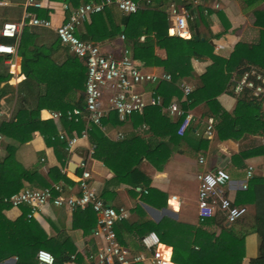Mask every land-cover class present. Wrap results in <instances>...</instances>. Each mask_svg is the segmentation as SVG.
<instances>
[{
	"label": "crops",
	"instance_id": "obj_1",
	"mask_svg": "<svg viewBox=\"0 0 264 264\" xmlns=\"http://www.w3.org/2000/svg\"><path fill=\"white\" fill-rule=\"evenodd\" d=\"M182 1L167 0L163 4L164 10L167 9L166 17L171 6L176 10L183 8ZM87 2L80 0L79 6ZM178 2L180 6L175 5ZM33 3H37L38 6L31 5ZM135 3L141 4V0ZM189 3L192 5L193 13L187 23L188 38L191 36L195 40L207 41L212 45V53L219 58L227 59L237 43L256 44L259 31L264 30L263 27L254 24L255 14H260L257 17L261 23H264V2L260 0H190ZM63 5L72 8L70 4L60 0H0V27L5 22H23V28L27 29L23 45L25 60L35 59L34 64L25 63L30 76L25 79V74L20 69L22 58L18 52L19 36L23 28L15 40L0 37L1 45L14 47V52L11 54L0 53V124L12 123L14 126L29 127L32 123L29 119L33 115L39 122L51 121L58 140L63 141L58 138L59 135L75 136L77 140L70 151L59 147L56 151L55 137L43 136L36 130L31 131L29 135L27 131L20 134L19 137L25 139L23 143L0 134V162L8 155L7 148H12V157L21 168L40 178L36 181V178H32V181L28 182L22 180L20 190L40 189L39 180L49 187L54 183L53 179L57 177L56 173L49 176V169L57 168L58 174L63 175L68 181L57 180L56 182L61 185V196L67 197L77 195L75 180L80 175L78 164L85 160L90 176L89 188L106 206L114 209L124 208L127 211V219L122 224L115 223L113 230L116 241L121 247L131 255L144 256L143 261L131 264H150V253L141 247L139 238L148 232L154 233L153 229L147 230L159 222L161 229L166 232L164 239L167 244L160 242V247L173 264L213 262V256H210L209 250L206 252L199 250L205 245H208L210 249L209 237L216 240L222 249L240 254V264H248L257 256L259 243L254 230L255 216L257 212L264 209V189L262 190L259 185L264 183V177L260 173V167L264 161V130H259L261 127L264 128V98L256 104V108L251 107V110L246 111L245 117L241 112L239 119H236L241 120L244 126L253 124V129L258 130L256 132L248 128L251 130L249 133L231 139L229 137L231 134L238 135L237 133L240 132L237 128L239 122L237 123L236 120L234 124H231V120L221 122L217 116L209 113L206 103L202 102L187 111L191 115V121L186 130L180 135L177 132V126L173 135V126L179 122L180 117L168 115L165 109L175 102L171 99L167 106L162 107V96L154 93L153 90L160 82L142 84L133 91H141L144 96L152 92L154 96L159 97V105L154 106L160 108L159 113L154 111L144 113L143 110L140 114L119 117L113 111L107 110V95H104L102 107L105 113L101 119H107L110 114L117 120L106 121L107 123L102 125L99 122V126L96 127L99 128L102 137L96 141V132L93 131L90 134L92 125L86 124L83 116L75 122L65 117L67 112L74 109L83 110L85 68L56 40L54 28L60 25L67 15L62 8ZM151 8L149 6L140 10ZM31 9L45 11L47 18L40 19L48 20L50 27L29 25V17L25 16L36 17ZM107 9L111 15L109 20L118 25L119 32H122L124 26L119 23L120 18L128 15L122 14L114 7ZM198 9L203 11L201 15L203 21L199 17ZM165 21L166 34L172 36L167 33L166 18ZM90 22L89 16L77 26L74 34L79 40L91 42L85 39ZM227 23L228 27L223 32ZM106 27L108 28V21H106ZM141 32L145 34L146 28L142 27ZM121 36L117 34L111 39L91 43L97 45L103 53L116 58L126 51L134 65L143 73L156 76L166 74L159 65V62L165 59L163 49L153 44L150 48L152 55L133 59L132 44L125 43ZM143 39L142 36L138 41L142 42ZM241 64L245 62L242 61ZM47 65L63 66L57 80L55 79L59 96L54 102L45 99V84L38 80L40 76L45 79V74L41 70ZM190 66V75L176 83L179 91L180 83L186 84L190 92L200 88L202 79L213 67L208 58H192ZM250 70L261 74L254 69ZM225 71H229L231 77L236 72L231 66L226 67ZM38 72L41 74H36ZM69 76L73 78L71 83H68ZM47 77L52 79L50 74ZM237 101L236 96L229 91H223L216 97V102L230 116V119H235L233 113L236 110ZM148 107L152 106L146 108ZM52 113H59V118H52L50 115ZM16 118H19V123ZM61 119L72 122L75 125L74 128L68 131L67 127L64 128ZM207 119L213 120V136L210 139L203 136ZM218 123L223 127L221 140L215 130ZM83 133L84 136H82ZM118 135L121 138L117 137ZM199 141L201 143H198ZM123 142H127V148ZM91 145L94 146V153L88 156V148ZM146 156L153 164L156 163V166L161 164L159 169L149 163ZM123 158H126L125 162ZM198 158L202 159V163H198ZM130 164L131 168L134 167V171L136 170L148 180L147 185L142 184L138 177L128 178L131 183H134L132 186L119 181V178H123L120 177L123 174L121 169L124 170V167ZM249 166L253 169V175L251 179L246 180L245 170ZM216 168L224 170L229 176L227 184L220 189L222 196L246 209L244 215L233 223H227L225 218L218 223L217 219H220V216L219 218L214 216L221 214L220 211L203 222L197 220L195 176ZM113 173L118 175L117 179ZM6 196V194H0V197ZM170 196H175L176 201L171 202ZM0 215L7 222L16 220L30 222L29 232L25 233L29 235L34 245L41 247V249L37 247L39 250L46 251L53 257L52 264H87V255L95 252L99 246V241L92 236L96 217L89 208L70 211L47 204L30 213L26 206L16 208L5 206L1 208ZM28 215H30L29 219H27ZM173 244L182 251L181 254L173 256L174 260H172V249L168 246ZM7 252H10L9 247L1 244L0 264H15L16 257L3 258ZM197 253L199 254L195 256Z\"/></svg>",
	"mask_w": 264,
	"mask_h": 264
},
{
	"label": "built area",
	"instance_id": "obj_2",
	"mask_svg": "<svg viewBox=\"0 0 264 264\" xmlns=\"http://www.w3.org/2000/svg\"><path fill=\"white\" fill-rule=\"evenodd\" d=\"M150 3L151 0H141V4L131 0H99L97 2L89 1L77 8H70L67 5L62 6L67 15L63 22L54 28L55 36L59 44L64 46L85 68L83 110L74 109L67 112L65 114L67 120L75 122L80 116H83L86 124L99 126V122L105 113L102 107L104 95H107V110L113 111L119 117L135 113L140 114L147 106L159 105V97L154 96L152 92L144 96L143 92H134L133 89L147 83L169 82L170 76L168 74L156 76L143 73L134 65L126 51H123L122 55L116 58L103 53L97 45L91 42L79 40L74 34L77 26L84 20L93 14L100 13L105 8L114 7L122 14L130 15L141 8L149 7ZM31 5L38 6L37 3ZM214 7L217 6L214 5ZM25 17H29V25L50 27V23L46 19L29 15ZM190 19L191 15L186 10L183 8L176 10L171 6L166 17L167 33L179 38H188L187 23ZM23 26V22H5L0 27V37L15 40ZM120 38L122 39V36ZM13 52L14 47L0 44V53L11 54ZM179 89L183 97L190 93V88L184 83L179 84ZM244 92H249L253 98L259 99L264 94V76L251 70L243 72L240 78L234 82L231 93L238 96ZM165 111L170 116L182 115V111L175 103L169 104ZM50 115L54 119L60 116L59 113ZM183 116L177 131L180 135L186 130L191 121V115L188 112ZM82 136H84V133ZM203 136L206 139L213 136L212 119L206 120ZM117 137L121 138L119 135ZM58 138L66 143V151H70L77 140L75 136L65 137L59 135ZM93 147L91 145L88 148V156L93 153ZM198 163H202L201 158H198ZM78 168L80 169V175L75 180L78 189L76 196L63 197L61 196V185L52 184L47 188H25L8 197H0V201L11 208L26 206L29 208L30 213L47 204L54 207H63L70 211L89 208L96 217L92 236L99 241V246L95 252L87 255V264H131L143 261V255H131L117 243L115 238L113 226L115 223L127 219V211L124 208L114 209L106 206L89 188L90 176L85 160L79 162ZM252 173L253 169L250 166L247 167L244 175L245 179H251ZM260 173L264 177V161L261 164ZM195 179L197 182L196 215L198 222L213 217L217 211L224 214L227 223H233L244 215L246 211L244 207L234 206L231 200L221 194L220 189L229 181V176L224 170L217 168L198 173ZM175 199V196H170L171 202L176 201ZM29 217L30 215L27 216V219ZM139 244L150 253V264H173L166 252L159 249L160 241L155 233L148 232L141 236ZM35 260L37 264L53 263V257L43 250L36 252Z\"/></svg>",
	"mask_w": 264,
	"mask_h": 264
},
{
	"label": "trees",
	"instance_id": "obj_3",
	"mask_svg": "<svg viewBox=\"0 0 264 264\" xmlns=\"http://www.w3.org/2000/svg\"><path fill=\"white\" fill-rule=\"evenodd\" d=\"M64 1L65 3H68L71 5L72 8H77L79 6L80 0H60ZM83 2H87L89 0H82ZM94 2H97L99 0H92ZM134 2H137L139 0H132ZM167 0H151L150 6L151 9L148 10H137L134 14H130L128 16H125L124 18H120V24L124 26V30L122 32H119L118 25L113 24V21H110L109 18L111 15L109 14V10L107 8L103 9L100 13L93 14L90 16L91 22L90 26L87 27L85 39L87 41H91L93 43H97L99 41H102L104 39H111L115 35L119 34L122 35L124 42L128 43L130 42L132 44V57L133 59H138L139 57H145L147 55H152L150 48H152V45L155 44L157 47L161 48L165 52V59L162 62H159V65L162 67L163 71L170 76L169 82H160L158 83L154 88V93L159 94L162 96V107L167 106L168 103L171 101V99L176 103L178 108L182 111V115L179 116V122L176 123L173 127V135L175 134V131L177 129V126L179 127L180 123L182 122L183 115L196 106L199 103H206L207 108L209 110V113L217 116L221 122L224 120H231V124H234L236 119H239V115L242 112L245 117L246 111L251 110V107L256 106L258 102H261L264 98V94L259 98H253L249 92H244L236 98L237 106L236 110L234 111L233 115L235 119H230V116L225 113L218 103L216 102V97L220 95L223 91H229L231 93V88L234 85V82H236L243 72L254 69L257 72H260L261 75H264V30L259 31V38L256 44L254 45H244L241 43L235 44L233 47V51L230 53L229 57L227 59L219 58L218 56L214 55L212 53L213 48L212 45L209 44L207 41H200L195 40L193 37H189L188 39H181L179 37H173V36H167L166 34V10L163 8V4ZM190 0H183L182 1V7L184 10H186L190 15H192V5L189 3ZM264 2V0H260ZM161 4V5H160ZM32 10V9H31ZM35 12L36 17L38 18H47V13L43 10H32ZM41 12V13H37ZM199 17L203 21L202 18V9H198ZM260 14H255L256 19L254 24L259 27H263L264 29V23H261L259 21ZM106 21H108V28L106 27ZM97 22H100L102 24H96ZM102 28H100L99 27ZM145 27L146 32L143 34L141 32V28ZM228 27V23L225 24L224 31ZM26 28H23L20 36H19V42H18V52L22 58V64H21V71L25 74V79L29 78V73H27V62L29 63H35V59L32 60H25V56L23 53V45H24V39H25V32ZM143 36V41L139 42L138 39ZM56 37V36H55ZM56 40L58 41L57 37ZM59 43V41H58ZM192 58L200 59V58H208L211 61V64L213 67L208 70V75L202 79L201 83L202 86L200 88H196L192 92H190L186 97L182 96V93L177 89L176 83L181 78L185 76H189L191 73V66H190V60ZM244 61L245 64H241V62ZM32 64V65H33ZM231 66L232 69L235 68V74L231 77L229 75V71H225L226 67ZM236 66V67H235ZM63 69L62 67H54V66H43V69L41 70L45 74V79H43L41 76L38 79L40 83L45 84V99H49L50 101L54 102L57 101V97L59 94L56 91V87H58L57 83L55 82V79L57 80L58 73H61ZM85 70V69H84ZM36 74H41V72H38ZM51 75L52 79L46 78L47 75ZM38 77L37 75H35ZM85 77V76H84ZM85 80V78H84ZM84 80H83V89H84ZM73 81V78L71 76L68 77V83H71ZM232 94V93H231ZM256 108V107H255ZM147 111H154L159 113L160 108L158 107H148L144 109V113ZM161 118H165V116H160ZM113 119L117 120L116 117L113 118L110 114L108 115V118L103 120L101 119L100 123L106 124V121H113ZM143 119V118H142ZM16 120L19 123V118H16ZM32 121L31 125L28 127L27 125L24 126H14L11 124H0V134L7 136L12 139H16L18 143H23L25 139H21L19 137L20 134L27 131L28 135L31 133V131H38L39 134H42L46 137H55L56 139V151L57 147L65 149L66 143L64 141H60L57 139V133L54 130L53 124L51 121H44L39 122L37 118H35L33 115L29 119ZM144 121V120H142ZM61 122L64 126V128H68V131L70 129L74 128V124L72 122H68L65 119H61ZM236 122H239L238 129L240 132H238V135L231 134L229 137L231 139H236L238 137H241L244 133H249L251 130L256 132L257 129H253V124H245L242 123L241 120H236ZM250 128L251 130H248ZM215 130L217 132L218 138L221 140L223 139L222 130L223 127H221V124L215 126ZM259 130L263 131L264 128L261 127ZM95 131L96 136L95 140H99L102 137V133L99 131V128L96 126H91L90 134ZM246 131V132H245ZM198 143H201L199 141ZM123 145L127 148V142H123ZM201 145V144H200ZM125 148V149H126ZM8 152V155L5 156L4 159L0 162V194H6L10 196V194L17 193L20 188L22 187L21 181H32V178H36V180L40 179L35 174H30L26 170L22 169L19 163H17L14 158L12 157V148H7L6 150ZM94 153V152H93ZM148 156H146L147 159ZM124 162L126 161V158H123ZM148 160V159H147ZM149 163L154 165L155 168L159 169V165L153 164L151 160H148ZM105 163V162H104ZM136 165V164H135ZM130 165L124 167V170L121 169L122 175L119 178V181H124V183L129 184L132 186L134 183H131L128 178H136L138 177L140 179V182L144 185L148 184V180L139 174L136 170L134 171V167H130ZM111 168V167H110ZM217 169V168H216ZM56 173V179H53V184H56L57 180H61L63 182H68L63 175L58 174L57 168H51L49 169V176L51 174ZM114 174V173H113ZM114 177L117 179L118 175L114 174ZM38 182V181H37ZM38 184L41 186V188H47L48 185H46L44 182L39 180ZM261 186V189H264V183H259ZM254 187V186H252ZM234 206H241L240 204L236 205L235 203H232ZM6 205H4L0 201V210L1 208H4ZM218 223L221 222L222 218L224 219V214L221 212V214H217L214 216L215 218H219ZM243 216V215H242ZM212 218V217H211ZM214 218V219H215ZM210 219V218H209ZM207 220V219H206ZM124 221V220H123ZM121 221L120 224L123 223ZM205 221V220H204ZM27 222V223H26ZM29 223L28 221L22 222V220H16L13 222H7L2 215H0V245L7 246L10 249V252L5 253L3 258L7 257H16L15 264H34L36 262L35 260V254L36 252L41 249L40 246L34 245L32 239H30L28 234L25 232H29ZM114 228V227H113ZM150 229L155 230L154 233L158 237L159 241L163 244H166V241L164 239V236L166 234L165 230L161 229L160 222L157 225H152L148 228L147 231ZM254 230L258 237V249H257V256L250 260L248 264H264V209L257 212L255 216L254 221ZM114 231V230H113ZM151 231V230H150ZM23 234V235H22ZM210 241V242H209ZM209 246L210 249H208V245H205V247H200L199 250L201 252H206L207 250L210 251V256H213V262H210L209 264H240L241 256L240 254L232 253V251H228L225 249H222L218 246V242L216 240H213L212 237H209ZM182 243V242H181ZM167 245V244H166ZM180 243L178 244V246ZM172 249V260L173 256L181 254V248H179L176 244L168 245ZM39 249H38V248ZM199 253H197L195 256H197ZM60 262V260H57ZM37 263V262H36ZM181 264H187L186 262Z\"/></svg>",
	"mask_w": 264,
	"mask_h": 264
},
{
	"label": "rangeland",
	"instance_id": "obj_4",
	"mask_svg": "<svg viewBox=\"0 0 264 264\" xmlns=\"http://www.w3.org/2000/svg\"><path fill=\"white\" fill-rule=\"evenodd\" d=\"M175 5H176V6H180V2L176 3Z\"/></svg>",
	"mask_w": 264,
	"mask_h": 264
},
{
	"label": "bare ground",
	"instance_id": "obj_5",
	"mask_svg": "<svg viewBox=\"0 0 264 264\" xmlns=\"http://www.w3.org/2000/svg\"><path fill=\"white\" fill-rule=\"evenodd\" d=\"M159 249H161V247H159Z\"/></svg>",
	"mask_w": 264,
	"mask_h": 264
}]
</instances>
